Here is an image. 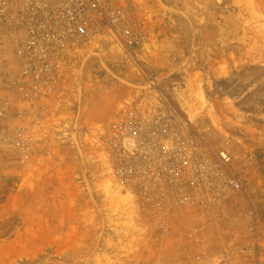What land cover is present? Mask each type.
I'll return each mask as SVG.
<instances>
[{
    "label": "rangeland",
    "instance_id": "rangeland-1",
    "mask_svg": "<svg viewBox=\"0 0 264 264\" xmlns=\"http://www.w3.org/2000/svg\"><path fill=\"white\" fill-rule=\"evenodd\" d=\"M138 1L123 36L106 27L68 57L40 126L18 116L20 33L0 26V264H264V0ZM130 107L171 115L191 140L188 203L116 181L111 124ZM54 146L42 165L56 172H35Z\"/></svg>",
    "mask_w": 264,
    "mask_h": 264
},
{
    "label": "built area",
    "instance_id": "built-area-1",
    "mask_svg": "<svg viewBox=\"0 0 264 264\" xmlns=\"http://www.w3.org/2000/svg\"><path fill=\"white\" fill-rule=\"evenodd\" d=\"M140 13L138 0H0V26H11L20 33L15 47L22 66L11 80V97L20 103L18 116L25 123L42 125L63 93L68 57L105 33L106 27L123 36L122 27ZM144 41L141 34L131 37L129 43ZM3 103L0 115L9 106V101ZM172 119L159 110L126 108L112 122L109 137L111 147L120 155L114 168L116 181L159 204L188 203V191L198 182L191 140ZM25 123L19 136L27 127ZM21 144L28 155L31 145ZM220 155L226 162L231 159L226 151ZM230 183L240 187L234 179Z\"/></svg>",
    "mask_w": 264,
    "mask_h": 264
},
{
    "label": "crops",
    "instance_id": "crops-1",
    "mask_svg": "<svg viewBox=\"0 0 264 264\" xmlns=\"http://www.w3.org/2000/svg\"><path fill=\"white\" fill-rule=\"evenodd\" d=\"M6 33H8V32L5 29H4V31H0V57L2 55V50L5 51L8 48L7 47L8 44L5 42L6 40H3L4 39L3 37H5V34ZM14 48H16V47H14ZM11 58L13 59V63L14 64L16 63V61L22 63V59L20 58V56L17 55L15 49H14V53L12 54V56L10 57V59ZM1 61L2 60L0 59V62ZM58 157L59 156L57 154V148H56V146L52 147L50 150H47L46 153L41 152V157H40V159H41V161H40L41 162V165H40V168L38 169V171L36 170L35 172H56L55 169L54 170H51V171L46 170L42 164H44L43 162H46V161H49V162H53L54 161L55 162L58 159ZM21 172H26V169H23ZM6 177H9L8 172L1 171L0 172V179H4Z\"/></svg>",
    "mask_w": 264,
    "mask_h": 264
}]
</instances>
